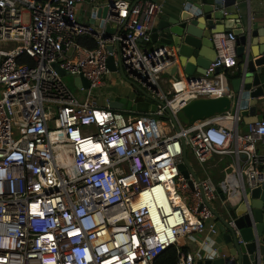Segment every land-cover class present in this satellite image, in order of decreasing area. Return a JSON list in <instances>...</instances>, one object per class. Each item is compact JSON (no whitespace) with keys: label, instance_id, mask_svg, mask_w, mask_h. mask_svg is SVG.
<instances>
[{"label":"built area","instance_id":"2783aa9c","mask_svg":"<svg viewBox=\"0 0 264 264\" xmlns=\"http://www.w3.org/2000/svg\"><path fill=\"white\" fill-rule=\"evenodd\" d=\"M103 7L99 24L89 23ZM161 12L153 0H0V264H153L187 237L219 231L213 210L223 212L232 173L242 199L264 184V120L243 129L233 107L188 127L178 117L193 98H233L225 72L237 65L236 36L215 37L205 72L172 78L163 91L178 58L151 42ZM23 56L31 62L19 63ZM54 64L87 80L81 101ZM111 73L163 104L145 113L111 109L102 92ZM181 138L198 180L178 169ZM217 157H229L225 199L210 174ZM175 264L197 261L178 250Z\"/></svg>","mask_w":264,"mask_h":264},{"label":"water","instance_id":"95a60500","mask_svg":"<svg viewBox=\"0 0 264 264\" xmlns=\"http://www.w3.org/2000/svg\"><path fill=\"white\" fill-rule=\"evenodd\" d=\"M156 1V0H153ZM226 2L219 0H183L174 4L160 16L151 30V42L154 47L167 45L178 58V65L171 69L173 75L193 76L203 74L212 61L209 49L216 55L214 39L216 34L233 30L236 35L235 52L241 56L237 66V73L231 79L233 98L222 94L218 97H198L188 101L181 107L179 115L185 120V126H191L197 121L206 120L212 116L228 112L232 107L238 110L241 123L245 125L264 120V113L259 110L264 107V25L243 28L236 22L238 16L227 12ZM107 8H97L96 17L88 19L89 23L99 24L100 17H105ZM233 26L237 30L233 29ZM115 28L107 26L105 31L113 33ZM111 47L108 46L107 49ZM60 76L68 73L53 65ZM108 67L113 70L112 57L108 58ZM224 71L216 67L214 74ZM124 77V75L122 74ZM179 78V77H174ZM74 84L79 88H87L88 82L82 76L74 78ZM132 84L142 91L149 100L156 104L163 102L152 98L136 83ZM132 101L114 99L109 107L114 110H131ZM174 128L178 124L166 109ZM182 163L178 165L180 172L187 177L191 174L198 177L192 168L186 154V146L181 138ZM229 198L220 214L213 210L217 219V227L223 236L226 251H221L214 257L203 259L200 264H263L264 263V184L246 192L242 199L237 193L238 185L235 174L230 175ZM226 184L219 182L217 192L221 199H225ZM238 230V232H236ZM199 264V263H198Z\"/></svg>","mask_w":264,"mask_h":264},{"label":"crops","instance_id":"0c3cea01","mask_svg":"<svg viewBox=\"0 0 264 264\" xmlns=\"http://www.w3.org/2000/svg\"><path fill=\"white\" fill-rule=\"evenodd\" d=\"M157 2L162 4V12L160 15L166 13L168 9L174 4L181 3L183 0H156ZM227 7V12L231 14H235L238 16V19L235 21L241 23V26L245 29L249 26L252 28L262 27L264 25V1L263 0H224ZM159 15V16H160ZM155 20V23L157 22ZM233 29L237 30L235 26ZM226 33L216 34L215 37L223 36ZM233 33V30L230 31ZM235 35V34H234ZM236 36V35H235ZM154 45V44H153ZM210 57L212 60L215 58L214 52L209 49ZM235 60L237 61V65L241 60V56L235 52ZM236 66L228 69L225 72V76L227 79V84L231 88V84L229 79L233 78L237 73ZM172 69V68H171ZM171 69L169 72L163 74L164 82L161 85L163 91H166L169 88V81L174 77H180L175 73L173 75L171 73ZM107 82H110L111 85H107V87L102 89L103 95L108 97L110 100L114 99H124L131 100V110L134 112L145 113L151 110L153 105H155L154 100H149L145 94L137 89L131 81L123 77L121 74L111 73L107 79ZM142 89V88H141ZM144 90V89H143ZM146 92V90H144ZM147 93V92H146ZM148 94V93H147ZM136 103V108L134 104ZM259 113H264V107L259 110ZM229 161V157L222 158H214L211 162V177L213 180L220 182L222 180V169L226 166ZM206 242V243H204ZM182 246L187 247V252L195 255L197 264L201 263L203 259L214 257L218 255L221 251H226L225 243L223 240V236L220 231L215 234H209L207 231L203 233L195 234L193 236L187 237L182 241ZM264 264V263H263Z\"/></svg>","mask_w":264,"mask_h":264},{"label":"rangeland","instance_id":"374dc122","mask_svg":"<svg viewBox=\"0 0 264 264\" xmlns=\"http://www.w3.org/2000/svg\"><path fill=\"white\" fill-rule=\"evenodd\" d=\"M79 20H83V18L78 17ZM74 78L75 76L72 74H66L64 76H62V80L65 83V85L69 88V90L76 95L79 100L81 101L84 98L85 95V91H81L75 84H74ZM101 99L97 100V103L100 104L101 103ZM136 103L134 104V107L136 108ZM179 120L182 124L185 123V120L183 119V117L181 115H178ZM163 121H165L168 125H171V121L167 116H164L161 118ZM227 125H230V123L226 122ZM186 154H187V158L192 166V168L194 169V171L196 172V174L200 177H202L201 175V169L199 164L197 163V161L194 159V157L192 156V153L190 152V149L187 148L186 149ZM215 181V180H214ZM217 182V181H215ZM212 204L214 205V207L216 209L220 208V201L218 199L213 200Z\"/></svg>","mask_w":264,"mask_h":264},{"label":"trees","instance_id":"16d2710c","mask_svg":"<svg viewBox=\"0 0 264 264\" xmlns=\"http://www.w3.org/2000/svg\"><path fill=\"white\" fill-rule=\"evenodd\" d=\"M41 2H44L46 0H39ZM77 42H79L80 44H82L83 46L86 47H90L93 48L95 46L94 41L88 37V36H81L77 39ZM31 62V60L27 57H20L18 59V62ZM241 128H245L246 125L244 123L240 124ZM178 250L186 253L187 252V247L185 246H181L179 248H176L174 246H170L166 249H164L163 251H161L154 259L153 264H175L176 260H177V256H178Z\"/></svg>","mask_w":264,"mask_h":264}]
</instances>
